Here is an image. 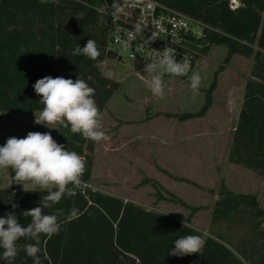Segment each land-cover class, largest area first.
Listing matches in <instances>:
<instances>
[{
	"label": "trees",
	"instance_id": "1",
	"mask_svg": "<svg viewBox=\"0 0 264 264\" xmlns=\"http://www.w3.org/2000/svg\"><path fill=\"white\" fill-rule=\"evenodd\" d=\"M154 1L207 27L201 40L206 46L200 57L206 56L211 46H224L222 65H228L235 55L252 60L253 80L246 84L227 161L264 179V0ZM232 1H237V6L233 7ZM111 5V0H0V115L42 110L33 85L46 76L84 79L95 89L98 108L106 112L121 84L103 76L94 66L97 61L72 56L71 52L92 39L101 52L100 61L114 59L106 51ZM221 66L214 72L210 86L203 90L204 102L198 111L156 116L182 122L203 117L211 106ZM56 138L67 150L85 157L86 171L83 186L76 189L74 196L43 209L45 214L58 209L63 214L59 216L60 233L51 238L41 236L42 264H264V207L254 194L233 193L221 183L211 208L207 236L203 238L191 227L190 219L207 207L187 205L164 190L169 197L158 195V200L171 201L188 211L185 222H180L93 190L89 184L95 142L63 127L56 129ZM7 173L12 186L0 189V217L14 212L19 223L26 226L31 217H24L23 212L39 207L47 193L20 189L14 185L17 181L12 170ZM178 181L190 183L186 179ZM146 184L159 186L146 177L138 186ZM13 204L17 207L13 208ZM72 208L79 210L78 218H68ZM186 235L202 236V254L168 255L175 246L173 242ZM19 243L34 241L21 239ZM0 264L7 261L0 258ZM13 264H33V259L21 250Z\"/></svg>",
	"mask_w": 264,
	"mask_h": 264
},
{
	"label": "rangeland",
	"instance_id": "2",
	"mask_svg": "<svg viewBox=\"0 0 264 264\" xmlns=\"http://www.w3.org/2000/svg\"><path fill=\"white\" fill-rule=\"evenodd\" d=\"M233 4L237 5V2ZM225 53L224 46H211L208 59L212 63L222 64ZM105 61L103 76L119 82L121 86L109 102L106 112L103 113V131L110 140L95 143L91 188L127 198L126 202L130 201L147 211L167 212L185 222L188 216L186 209L168 200H158V195L169 197L164 193L168 188L165 191L169 190V193L180 198L187 205L208 208L199 211L190 219L192 227L207 232L213 196L200 187L178 181L187 178H183L184 176L193 179L196 176L194 171L190 172L186 169L180 171L173 160L174 135L177 131H181L183 137H189V124L185 122L179 124V121L173 118L156 116L196 112L204 102V95L193 93L188 77L183 81L178 77L165 75V96L161 99L153 96L148 87L150 74L145 71L146 67H138L126 61L121 63L116 59ZM198 72L205 85L209 70ZM34 121V111L25 112L19 121L15 116L7 120L0 118V146H3L8 138L13 136L24 138L30 131L50 132L57 142L56 129H49ZM202 146L204 145L198 147ZM183 147L189 153L190 144H183ZM218 158L220 159L214 168L205 175L211 183H214L211 187L216 194L219 174L221 172L227 176L231 174L230 169L228 170L224 165L223 156L219 155ZM159 169L165 171L167 175ZM143 177L152 179L158 184V181H161V184L158 187L151 184L138 186ZM186 180L189 181V178ZM14 185L24 188L22 184ZM11 186L12 182L7 171L0 170V189H8ZM25 188L41 190L30 183ZM234 189L236 190V187Z\"/></svg>",
	"mask_w": 264,
	"mask_h": 264
},
{
	"label": "clouds",
	"instance_id": "3",
	"mask_svg": "<svg viewBox=\"0 0 264 264\" xmlns=\"http://www.w3.org/2000/svg\"><path fill=\"white\" fill-rule=\"evenodd\" d=\"M138 31V30H137ZM136 34L129 32L127 40L121 41L124 50L131 48V42ZM155 39V38H153ZM154 51V55L147 63L145 71L150 74L147 81L153 96L164 98V76H187L190 88L194 94H199L202 76L199 72L191 71L190 61L183 57L180 62L175 59V49L165 48L163 51ZM143 54V51L140 52ZM72 56H84L92 61L103 73L106 61H100L101 52L95 40L88 39L81 47L79 44L72 50ZM189 73H191L189 75ZM35 93L40 97L43 105L38 113L34 111L35 123L49 129L60 127L70 129L73 134H80L84 139L95 143L106 142L110 137L103 131V113L94 99L95 89L82 78L74 80L46 76L33 85ZM11 169L17 184H22L25 191L27 184L35 185L47 195L42 196L40 206L23 212L24 217H31L26 226L18 221L14 212L0 217V249H3L0 258L13 264L21 250L33 259V264L41 262V236L51 238L62 230L59 216L63 210L45 214L43 209L52 208L63 198L76 194V189L83 186L82 177L86 171V159L75 151H69L64 145L58 144L50 134L28 132L24 138L10 137L3 146H0V170ZM35 191V190H33ZM13 208L17 205L13 204ZM167 214V213H166ZM80 215L79 210L72 208L68 218L75 219ZM21 239L34 241L21 245ZM174 248L168 255L183 257L200 253L205 246V240L200 235H186L176 239Z\"/></svg>",
	"mask_w": 264,
	"mask_h": 264
},
{
	"label": "crops",
	"instance_id": "4",
	"mask_svg": "<svg viewBox=\"0 0 264 264\" xmlns=\"http://www.w3.org/2000/svg\"><path fill=\"white\" fill-rule=\"evenodd\" d=\"M208 53L206 56L200 58L197 61V64L193 69V71L195 72L209 70L205 78V85L203 84L204 81H202L199 90V93L201 95H204L203 90L207 89L210 86L213 74L218 69L217 67L222 65L218 62V64L210 62L208 59ZM251 66V59H246L241 56L237 57L236 55L231 58L228 65H222V70L216 76V85L211 94V106L209 107L205 115L201 118L184 121L185 123H188L190 127L189 137H183L181 135V131H177V133H175L174 135L173 160L175 165L179 167L180 171H183V169H186L190 172L194 171L196 178L193 179L182 174L180 175L182 177L184 176L183 178H189L190 184L194 187H200L205 191L212 190L213 194H210L213 196L212 205L217 199L215 193L216 191H214L213 187H211L214 183H211V180L207 179L205 175L210 172V169L214 168L216 162L218 161V159H220L218 158V156L222 155L224 158V165L228 170L230 169L229 171L231 172V174H229L228 176L223 172L219 174V180L217 184L218 188L219 185L223 183L225 187L233 193L254 194L257 198L258 204L261 207H264V179L247 168L231 164L227 161L234 129L242 108L246 84L248 81L253 80V78H251L250 76ZM22 115H24V113H22ZM13 116L14 115L3 114L0 115V118L3 117L4 120H7V118H11ZM184 122L179 121V124H182ZM183 144H190L189 153L186 152V148L183 147ZM200 145L204 146L198 147ZM94 164L95 162H93V168ZM158 182L159 184H161V181ZM200 184H202L203 186H201ZM233 186L236 187V190ZM17 187L20 189H24L20 186ZM93 190L96 189L93 188ZM97 191L118 197L124 202L127 201V198H124L117 194L105 192L100 189ZM166 213L167 212H163V214ZM166 215L178 220V218L170 215L169 213H167ZM192 228L199 231L203 238L207 236V232L204 233L203 231L195 227Z\"/></svg>",
	"mask_w": 264,
	"mask_h": 264
},
{
	"label": "built area",
	"instance_id": "5",
	"mask_svg": "<svg viewBox=\"0 0 264 264\" xmlns=\"http://www.w3.org/2000/svg\"><path fill=\"white\" fill-rule=\"evenodd\" d=\"M111 4L106 51L114 59L146 67L153 50L173 48L177 62L185 56L191 71L195 68L201 58L200 51L206 46L201 43L207 29L203 23L154 0H111ZM129 32L135 33L136 39L131 42V48L124 50L121 41L127 40Z\"/></svg>",
	"mask_w": 264,
	"mask_h": 264
},
{
	"label": "water",
	"instance_id": "6",
	"mask_svg": "<svg viewBox=\"0 0 264 264\" xmlns=\"http://www.w3.org/2000/svg\"><path fill=\"white\" fill-rule=\"evenodd\" d=\"M108 4H110L109 1H108ZM117 61L120 62V59L117 58ZM15 119H16L17 121H19L20 119H22V115H21V114H19V115H15Z\"/></svg>",
	"mask_w": 264,
	"mask_h": 264
}]
</instances>
